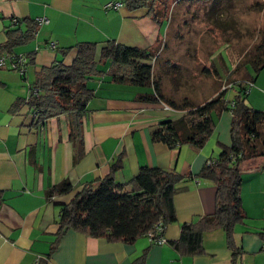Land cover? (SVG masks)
Returning a JSON list of instances; mask_svg holds the SVG:
<instances>
[{"label": "crops", "instance_id": "1", "mask_svg": "<svg viewBox=\"0 0 264 264\" xmlns=\"http://www.w3.org/2000/svg\"><path fill=\"white\" fill-rule=\"evenodd\" d=\"M115 1L119 0H0V47L7 29L25 30L29 20L36 22L33 37L11 50L14 58H24L19 68L10 66L9 55L0 68V264L35 260L38 264H264L263 156L240 166L245 216L234 226L235 256L222 228L202 233L199 253L180 254L169 242L178 238L183 223L214 210L215 185L198 178L180 183L174 193L175 219L165 223L161 232L165 242H151L146 236L133 242L109 240L72 228L57 236V203L67 202L85 182L106 175L117 159L120 165L114 178L118 182L131 179L141 166L195 174L231 143L229 109L213 113V130L199 148L186 143L169 147L152 139L161 121L183 112L169 103L180 106L185 100L196 105L223 86L212 85L216 79L211 81L210 75L218 77L215 66L214 72L205 67L204 75L188 82L191 92H181L183 80L175 76L176 70L168 72L171 57H160L163 23L152 19L145 7L105 4ZM38 17L48 22L40 23ZM80 41L96 43V59L106 41L151 50L153 73L159 78L164 101L138 100L139 93L151 92L152 87L113 80L110 61H102L103 65L99 61V72L86 81L93 94L81 116L82 143L76 145L69 138L68 114L34 125L26 99L39 71L57 60L69 64ZM254 83L258 87L249 89L246 103L264 110V67ZM197 93L201 95L194 99ZM63 178L70 181L72 190L47 196L46 191Z\"/></svg>", "mask_w": 264, "mask_h": 264}, {"label": "trees", "instance_id": "2", "mask_svg": "<svg viewBox=\"0 0 264 264\" xmlns=\"http://www.w3.org/2000/svg\"><path fill=\"white\" fill-rule=\"evenodd\" d=\"M119 1L129 8H147V14L157 23H163L167 13L168 0ZM35 23L29 20L25 30L18 27L7 29L0 54L11 56L16 44L31 39ZM75 47V56L69 64L57 60L43 67L36 76L33 92L26 99L33 113L34 125L43 124L51 116L66 113L69 116V138L74 144H81V116L93 94L86 81L99 72L97 63L107 59L113 80L152 87L151 92L139 93L136 97L138 100L164 101L159 78L153 73L151 50L106 41L96 59V43L80 41ZM246 62L253 73L248 71V77L242 79L230 78L234 72L231 68L226 76L230 80L228 86L221 87L203 102L188 105L183 100L180 106L169 103L183 112L178 117L161 121L151 136L169 147L186 143L199 148L213 130V113L229 109L232 113L229 127L231 143L223 146L217 157L206 161L195 174L180 173L174 168L141 166L137 174L126 182H118L114 178V170L120 165L117 159L106 175L85 182L67 202L57 203V236L72 228L94 237L133 242L140 236H146L157 222L164 226L173 221V195L179 184L198 178L215 185L214 210L192 222L183 223L178 238L169 242L180 254L199 253L202 250V233L222 228L227 246L235 256L238 249L233 240L234 226L245 216L240 198V166L245 160L264 157V110L250 107L245 100L248 83L253 82V75L264 67V39L244 62L245 67ZM228 88L234 90L231 98L225 97ZM71 190L70 181L63 178L51 186L46 194H64Z\"/></svg>", "mask_w": 264, "mask_h": 264}, {"label": "rangeland", "instance_id": "3", "mask_svg": "<svg viewBox=\"0 0 264 264\" xmlns=\"http://www.w3.org/2000/svg\"><path fill=\"white\" fill-rule=\"evenodd\" d=\"M166 10L158 44L160 57H171L168 72L176 70L175 76L183 80L181 92H191L188 82L197 74L204 75L205 67L214 72L215 66L218 77L210 75L211 81L216 79L212 85L223 87L228 86L226 76L231 68L230 78L235 79L252 72L244 62L264 39V0H168ZM257 87L256 83L250 86ZM233 91L228 88L225 97H233ZM197 94L194 99L201 95Z\"/></svg>", "mask_w": 264, "mask_h": 264}, {"label": "built area", "instance_id": "4", "mask_svg": "<svg viewBox=\"0 0 264 264\" xmlns=\"http://www.w3.org/2000/svg\"><path fill=\"white\" fill-rule=\"evenodd\" d=\"M105 4H106V6H112L114 8H117V7H119L121 5V1H115L114 3L106 2ZM38 21L40 23H47L48 19L46 17H38ZM10 57L13 58L11 63H10V66L13 67V68H19L18 65L22 64V62L24 61V58L20 57V56H18L17 58H14L13 56H10ZM6 59H7V56L0 54V68H4L5 67ZM251 85H253V82H249L248 83V86H249L248 90H249ZM36 93H38V92L36 91ZM165 107L169 108V106H167V105H165ZM162 229H163L162 223L160 221L157 222L154 225V229L153 230H149L146 233L147 239L149 241H151V242H156V243L165 242V238L163 237V235L161 233ZM32 264H38V261L35 260Z\"/></svg>", "mask_w": 264, "mask_h": 264}]
</instances>
